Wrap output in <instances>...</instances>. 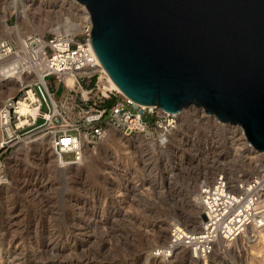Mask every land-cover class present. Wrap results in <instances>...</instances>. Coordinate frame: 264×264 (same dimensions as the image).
<instances>
[{
	"label": "rangeland",
	"instance_id": "rangeland-1",
	"mask_svg": "<svg viewBox=\"0 0 264 264\" xmlns=\"http://www.w3.org/2000/svg\"><path fill=\"white\" fill-rule=\"evenodd\" d=\"M12 2L0 0V39L12 40L13 53L26 33L50 34L58 26L74 32L80 24L82 38L91 25L78 0H24L17 10ZM67 18L70 28L63 29ZM91 86L102 90L97 74ZM16 90L0 83V105ZM113 132L78 167H59L43 137L0 147V229L22 253L13 264H264V240L252 232L216 245L205 259L191 260L185 250L168 258L155 252L173 223L192 230L194 217L201 226L200 179L220 168L233 179L258 172L264 154L248 149L240 124L191 105L166 147Z\"/></svg>",
	"mask_w": 264,
	"mask_h": 264
},
{
	"label": "water",
	"instance_id": "water-1",
	"mask_svg": "<svg viewBox=\"0 0 264 264\" xmlns=\"http://www.w3.org/2000/svg\"><path fill=\"white\" fill-rule=\"evenodd\" d=\"M95 55L122 91L238 123L264 150V0H78Z\"/></svg>",
	"mask_w": 264,
	"mask_h": 264
},
{
	"label": "built area",
	"instance_id": "built-area-1",
	"mask_svg": "<svg viewBox=\"0 0 264 264\" xmlns=\"http://www.w3.org/2000/svg\"><path fill=\"white\" fill-rule=\"evenodd\" d=\"M90 27L86 26L82 38L70 33L24 34V60L38 66L42 77L20 85L4 99L0 147L47 138L56 163L66 166L81 163L86 149L95 150L111 128L128 137L140 135L159 147L170 143L180 110L141 103L115 89L102 91L91 86L98 71L81 72L94 66ZM15 49L11 39H0V59ZM50 75L54 78L48 79ZM67 75H75L73 86L67 84ZM21 99L35 108L34 114L18 112ZM20 117H26L25 123L18 124ZM197 199L204 214L201 231L190 233L182 223H173L168 241L159 249L162 257H170L179 246L194 259H205L217 237L231 240L248 225L264 226V160L261 171L248 178L233 179L220 168L212 179H200Z\"/></svg>",
	"mask_w": 264,
	"mask_h": 264
},
{
	"label": "bare ground",
	"instance_id": "bare-ground-1",
	"mask_svg": "<svg viewBox=\"0 0 264 264\" xmlns=\"http://www.w3.org/2000/svg\"><path fill=\"white\" fill-rule=\"evenodd\" d=\"M12 8H14V10L24 9V0H20L19 2H18V0H13ZM23 12H25V11L23 10ZM85 14H86L85 19L88 22L89 13H87V11H86ZM78 25L79 26H77L75 28L74 32L73 31L70 32V30L69 31L68 30H62L61 26L60 27L58 26V27L54 28L53 31L55 33H70V34L74 35V34L79 33V32L82 31V27L80 26V24H78ZM69 26H70V21L67 18L65 20L64 24H63V29H68ZM13 29L14 28H12L11 31ZM12 32H15V31H12ZM13 52L10 53L9 55H7L6 57H4L3 59H0V83H3V85L6 84V86L8 88V91H10L13 88L18 90L20 85L28 83V82H31L34 78L41 79V77H42V73L39 71V67L38 66L25 62V60H24L25 57H24V54H23L24 52H23L22 44H21V47L16 51V53H13ZM92 54H93V59H94V66L91 67V68H88V69H84L81 72L98 71V78L97 79H98L99 84L102 86V91H106L107 89H115L117 91H122V89L117 85V83L112 79V77L105 70L103 65L100 63V61H99L98 57L95 55V53L93 52ZM65 78H66L67 84H69L70 86H73V84L75 83V75H67ZM8 84H10L11 86L8 87ZM8 96H11V95L8 94L7 97ZM30 96L33 97L32 93H30ZM3 102H4V100H3ZM3 102L0 105V110H1V107L3 106ZM190 106L191 105H189V107ZM187 107L181 108L180 109V114H181V110L184 109V108H187ZM16 109L18 110L19 113H23V114H28V113L34 114L35 113V108L32 105H30L27 101H25L24 99H21V100H19L17 102ZM0 114H1V112H0ZM180 114H179V120H180ZM25 121H26V117H24V118L20 117L19 120H18V124H23V123H25ZM178 126H179V124H178ZM178 126H177V128H178ZM176 129L172 132V135L170 136V140L173 137V134L176 131ZM113 131H115V130L111 128L110 131L107 133V135L102 139V141L110 139V135L112 133H114ZM135 136L140 137V135H135ZM124 137H126V136H124ZM126 138H128V137H126ZM1 139H2V137H1V129H0V141H1ZM24 142L28 143L27 141H24ZM47 142L49 144L48 139H47ZM149 142H151V141H149ZM1 145H2V143L0 142V146ZM250 146L251 147L248 148V149L255 150L257 153L262 152L264 154V150H258V149L253 148L252 145H250ZM237 150H239L238 147L235 149V151H237ZM92 152L93 151H91V149H88V150L86 149L85 155L90 153V156H91ZM54 158H55V156H54ZM84 159H85V157H84ZM84 159H82V162H83ZM55 161H56V158H55ZM81 163L75 164V165H66V166H60L59 165V167H62V168L69 167V166H77L78 167V166H80ZM262 166H263V161L261 163H259L258 172L261 171ZM196 195L198 196V191H197ZM197 196H196V199H197ZM197 205L199 206V209H201V205H200V202H198V199H197ZM203 217H204V214H203ZM190 220H191L193 229L192 230H188L187 232L196 233L197 231H201L203 222L201 223V226H198L196 218L190 217ZM2 230L3 229H0V264L4 263V261H5V264H13V262H15V260L17 258L19 259L18 256L21 255L22 253H21L20 249H19L20 251L17 253L18 249L13 248V244H15L16 239L12 238V239L8 240L6 232L5 231L3 232ZM248 232L249 233L250 232L253 233L252 235H249V237L255 236V238L258 237L260 240L261 239L264 240V226L248 225L244 229L242 234H245V233H248ZM169 237H170V235H169ZM238 237L239 236H237V237H235V238H233L231 240H226V239H223L222 237H217V239L214 242V247L216 245L224 246V244L226 242H230V241L236 240ZM8 245H11V246L8 248ZM70 249L72 250L71 247H70ZM159 249H158V252H156V253H159L157 256H161L162 257V255H160ZM178 250H184V249H181L178 246L172 251V253H170V255L172 256L174 254V252H176ZM185 251H187V250H185ZM188 256H191L190 253H189ZM163 258H164V255H163ZM192 259L193 260H197V259H194L191 256V260Z\"/></svg>",
	"mask_w": 264,
	"mask_h": 264
}]
</instances>
